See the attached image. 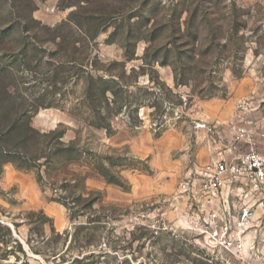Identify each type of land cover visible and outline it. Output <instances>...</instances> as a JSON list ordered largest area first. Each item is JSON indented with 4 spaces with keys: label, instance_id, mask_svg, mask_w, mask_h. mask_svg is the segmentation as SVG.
<instances>
[{
    "label": "rangeland",
    "instance_id": "obj_1",
    "mask_svg": "<svg viewBox=\"0 0 264 264\" xmlns=\"http://www.w3.org/2000/svg\"><path fill=\"white\" fill-rule=\"evenodd\" d=\"M21 2L0 0V116L14 124L0 179L32 173L67 228L0 202V264H264V218L240 263L187 229L176 196L209 160L195 122H224L264 78V0ZM29 115L57 129L30 143L33 161Z\"/></svg>",
    "mask_w": 264,
    "mask_h": 264
},
{
    "label": "built area",
    "instance_id": "obj_2",
    "mask_svg": "<svg viewBox=\"0 0 264 264\" xmlns=\"http://www.w3.org/2000/svg\"><path fill=\"white\" fill-rule=\"evenodd\" d=\"M261 104L252 97L236 102L226 124L229 138L217 121L195 122L197 131L210 136L217 156L191 167L176 195L185 204L182 220L187 229L201 236L208 248L223 250L240 263L257 257L255 240L264 218V213L256 215L264 208V153L259 151L264 130L250 119Z\"/></svg>",
    "mask_w": 264,
    "mask_h": 264
},
{
    "label": "crops",
    "instance_id": "obj_3",
    "mask_svg": "<svg viewBox=\"0 0 264 264\" xmlns=\"http://www.w3.org/2000/svg\"><path fill=\"white\" fill-rule=\"evenodd\" d=\"M251 97L258 101H262V104L261 107L251 115L250 119L257 125V127H261L264 130V78L257 82L253 92L237 99L236 102ZM235 104L228 117L224 118L220 116L221 118L226 119L224 122L217 120L223 128V136L225 138L231 137L226 124L234 112ZM214 120L216 121V119ZM203 134L209 136L205 132H203ZM208 139V143L211 147L209 150V160L206 163L217 156L216 147L213 141L211 138ZM259 151L264 153V140L259 141ZM230 156H232L231 153L228 154L227 157L229 158ZM0 189L7 193L6 195L0 196V202L6 207L10 208V206H15V208H18L19 210H43L53 216L56 228L60 230L67 228L66 209L61 204L49 200L48 197L44 195L37 178H35L32 173L20 171L13 165H7L5 166L4 173L0 179ZM11 198L14 199L12 200ZM263 213L264 208L260 206L256 211V215L260 216Z\"/></svg>",
    "mask_w": 264,
    "mask_h": 264
},
{
    "label": "trees",
    "instance_id": "obj_4",
    "mask_svg": "<svg viewBox=\"0 0 264 264\" xmlns=\"http://www.w3.org/2000/svg\"><path fill=\"white\" fill-rule=\"evenodd\" d=\"M17 3H18V6H21V0H16ZM17 119H18V122H20L21 119H23V116L26 115L27 116V108H26V112L25 110H20L18 109L17 111ZM31 112V111H30ZM35 111L32 110V113H34ZM24 114V115H23ZM30 116V115H29ZM28 116V117H29ZM4 117V116H3ZM0 116V149L2 150V152L4 154H8L9 152H11L12 150L8 149L7 147V142H8V135L10 134L9 131L14 128V124H12L13 126H8L6 125L7 122H8V119L5 120V117L3 118ZM3 118V120H2ZM32 116H30V118L26 119L25 122L22 123V126L20 128L21 130V133L22 135L24 134V136H22V141H21V147L23 148V156L24 158L30 160V161H33L35 159H37L38 157L37 156H40L42 157V155H34V154H31L30 155V143H35L38 145H40L41 143V139L39 137H48V136H51V135H54L56 132H57V129H54V130H50L49 132H44V133H41L39 130L35 129L33 126H32ZM66 132H62L60 134V137L62 138L64 136ZM68 264H76V263H68Z\"/></svg>",
    "mask_w": 264,
    "mask_h": 264
}]
</instances>
